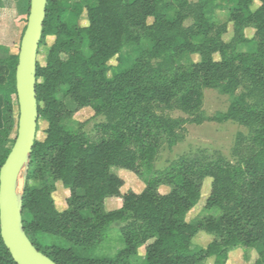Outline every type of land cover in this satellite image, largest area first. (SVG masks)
Here are the masks:
<instances>
[{
    "label": "trees",
    "instance_id": "trees-1",
    "mask_svg": "<svg viewBox=\"0 0 264 264\" xmlns=\"http://www.w3.org/2000/svg\"><path fill=\"white\" fill-rule=\"evenodd\" d=\"M223 1L234 22V36L247 50L233 49L228 59L218 63L189 65L178 61L194 51L192 42L205 33L207 24L181 33L176 21L161 13L162 0H82L71 12L62 0L46 1L39 44L46 37L54 40L45 64H36V103L38 120L44 119L47 128L42 141L35 139L28 158L21 226L33 246L56 264H130L129 257L139 248L144 249L143 264H199L208 257L214 258L213 264H226L228 253L238 247L255 249L259 258L255 264H264V0ZM255 2L258 7L252 11ZM29 4L27 0V13ZM83 10L86 27L77 24ZM246 29L253 30L249 39L244 36ZM125 39L148 40L151 49L143 51L131 69L108 78V60ZM162 54L153 66L151 58ZM17 63L15 55L0 64L1 141L14 126L12 96L18 109ZM235 82L251 100L242 102L249 134L238 133L234 142L233 156L240 164L200 154L182 157L146 179V169L162 141L176 143L188 122L164 119L156 111L176 109L191 122L198 121L202 88L219 87L231 93ZM86 107L105 117L93 136L86 135L81 124L60 123ZM233 115L229 112L224 119ZM10 148L3 150L0 167ZM112 168L140 179L142 190L121 193L123 181ZM205 178L210 179L206 206H223L230 213L219 223H187L186 213ZM52 182L68 190L63 212L54 208ZM161 187H168L170 193L161 194ZM107 199L120 200V207L106 211ZM128 219L131 222L121 230L124 248L114 257L86 255L105 236L109 224ZM224 228L230 234L224 246L213 242L206 250L193 251L191 241L198 231L222 239ZM43 235L66 239L73 247L48 245ZM0 264H15L1 239Z\"/></svg>",
    "mask_w": 264,
    "mask_h": 264
},
{
    "label": "rangeland",
    "instance_id": "rangeland-1",
    "mask_svg": "<svg viewBox=\"0 0 264 264\" xmlns=\"http://www.w3.org/2000/svg\"><path fill=\"white\" fill-rule=\"evenodd\" d=\"M63 5L68 11H72L75 4L82 0H62ZM16 0H0V64L8 60L11 56L18 55L21 37L27 23V0L22 7L21 12L15 6ZM196 6V7H195ZM258 7L255 2L251 6L254 11ZM161 13L167 18L176 21L181 33L189 34L202 25L207 24L205 33L195 39L193 43L194 51L178 61L179 64H201L203 62L218 63L221 60L228 59L234 52H243L247 50L234 36V22L230 19L228 5L223 0H162ZM153 18L147 19V24H151ZM77 24L80 27L87 26L86 11L83 10ZM246 38H251L253 30L246 29L244 31ZM54 38L46 37L39 44L37 50V63L40 66L45 64V57ZM151 43L145 39L139 40H123L117 52L108 60L110 70L106 74L108 78L111 76L128 71L133 64L142 56L143 51H149ZM82 52L87 56L89 51L83 48ZM164 54L152 57L150 62L153 66L161 61ZM12 98L13 103V121L14 126L8 133L5 141L0 140V156L3 150L12 148L13 140L16 137V121L18 109L16 99ZM60 99V97H58ZM69 109H73V105L67 99L63 100ZM251 103L246 98V92L241 84L234 83L231 93H224L219 87H203L201 96V116L198 121L191 122V118L176 109H161L156 111L158 116L164 119L182 118L188 120L184 126V132L179 134L180 139L170 144L162 141L158 151L154 154L151 167L146 169L144 177L148 179L153 171H163L172 163L178 161L182 157L204 154L207 156H220L232 165H239L238 158L233 156L234 142L236 135L242 133L247 136L249 134V126L247 117L242 112L243 103ZM233 112L232 118L224 119V116ZM105 122L103 115H95L92 109L86 107L78 111H74L72 116L64 117L61 120L62 125L76 127L82 125V131L88 135L95 134V127ZM47 128V122L39 118L37 123V131L35 139L42 141L45 137L44 131ZM12 145V146H11ZM10 148V150H11ZM111 171L119 176L123 181L121 193L132 191L138 193L143 188V182L127 171L112 168ZM27 168L22 172L21 190L19 195L23 193L26 182ZM51 198L54 208L58 212L66 209V199L69 195L68 190L62 187L59 182H52L50 185ZM210 179L205 178L199 189L198 199L193 203L187 211L185 221L191 224L199 223H219L221 217L229 214L230 211L226 207H207L206 200L209 195ZM161 194L170 193L168 187L159 189ZM120 207V200L107 199L104 201V209L106 211L115 210ZM131 221L113 222L109 224L105 236L98 242L94 243L86 252L88 257L102 258L114 257L120 250L124 248L121 230ZM202 224V225H203ZM224 228L223 238L220 239L214 234H209L203 230L198 231L192 238L191 247L193 251L199 252L206 250L213 242L225 245L228 233ZM43 242L59 248H72L70 241L51 235H43ZM85 253V252H84ZM144 249L139 248L137 254L129 257L130 264H143ZM258 254L253 248L238 247L228 253L226 264H255L258 261ZM214 258L208 257L199 264H213Z\"/></svg>",
    "mask_w": 264,
    "mask_h": 264
},
{
    "label": "water",
    "instance_id": "water-1",
    "mask_svg": "<svg viewBox=\"0 0 264 264\" xmlns=\"http://www.w3.org/2000/svg\"><path fill=\"white\" fill-rule=\"evenodd\" d=\"M47 0H29V13L21 37L15 70L18 104L16 137L0 167V239L15 264H56L33 246L21 226V195L16 185L27 168L38 123L36 103L37 50Z\"/></svg>",
    "mask_w": 264,
    "mask_h": 264
},
{
    "label": "crops",
    "instance_id": "crops-1",
    "mask_svg": "<svg viewBox=\"0 0 264 264\" xmlns=\"http://www.w3.org/2000/svg\"><path fill=\"white\" fill-rule=\"evenodd\" d=\"M24 5H25V0H16L15 6L20 10V12H21L22 7H24Z\"/></svg>",
    "mask_w": 264,
    "mask_h": 264
},
{
    "label": "bare ground",
    "instance_id": "bare-ground-1",
    "mask_svg": "<svg viewBox=\"0 0 264 264\" xmlns=\"http://www.w3.org/2000/svg\"><path fill=\"white\" fill-rule=\"evenodd\" d=\"M16 188H17V191H18V194L20 193V190H21V180L18 182V184L16 185Z\"/></svg>",
    "mask_w": 264,
    "mask_h": 264
}]
</instances>
